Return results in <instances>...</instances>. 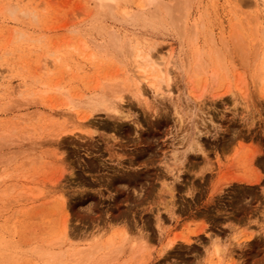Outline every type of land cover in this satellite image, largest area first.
Returning a JSON list of instances; mask_svg holds the SVG:
<instances>
[{
    "label": "rangeland",
    "instance_id": "obj_1",
    "mask_svg": "<svg viewBox=\"0 0 264 264\" xmlns=\"http://www.w3.org/2000/svg\"><path fill=\"white\" fill-rule=\"evenodd\" d=\"M126 1L118 14L126 8L131 13L140 3ZM164 1L175 7L179 2ZM189 1L182 36L167 23H122L95 0H0V264H264V91L253 75L264 53V33L254 32L264 27V6L254 0ZM110 31L123 41L129 38L132 50L161 57L172 82L162 84L164 94L134 71L135 50L123 59L109 49ZM211 36L225 53V63L236 67L225 74L212 58L209 68L219 71L215 81L209 72V77H191L192 40L211 54ZM255 42L260 54L253 66ZM239 43L246 45L244 51ZM239 75L247 76L250 97L247 103L238 99L236 106L228 87L237 85ZM137 77L145 92L142 100L135 96ZM108 81L129 87L114 97L120 104L115 114L93 112L85 104L69 116L65 91H52L48 99L42 89L58 83L68 94L86 99L107 93ZM206 84L210 92L202 96ZM51 111L54 117H48ZM197 130L203 131L204 152L183 155ZM178 164L182 180L165 181L172 169L177 176ZM190 182L195 188L187 193ZM167 203L173 212H163ZM64 221L71 235L67 249L56 244ZM216 236L219 242L212 246L209 238ZM170 240L174 248L164 250ZM45 247L58 256L44 254Z\"/></svg>",
    "mask_w": 264,
    "mask_h": 264
},
{
    "label": "bare ground",
    "instance_id": "obj_2",
    "mask_svg": "<svg viewBox=\"0 0 264 264\" xmlns=\"http://www.w3.org/2000/svg\"><path fill=\"white\" fill-rule=\"evenodd\" d=\"M95 1H97L98 2V4L97 5H99V8L101 9V11H104V12H108V13H110L111 14V16L113 17V18H115V19H117V20H120L122 23H131L132 24V26H133V24H142L143 26L145 25V26H150V27H152V26H154L156 23H159V22H162L163 24L165 23H167V24H170V25H172V27H174V30L176 29L177 31H180V32H178V33H180L181 35H182V33H184L183 31L184 30H181V27H182V24L184 25V23L185 22H183L185 19H186V14H187V10L188 9H186V8H189L188 6H187V2L189 1H187V0H183V1H181V0H177V1H179L180 3H182V4H180L179 2H177L175 5H176V7L175 6H173V5H168L167 6V4H165V2H167V1H164V0H141V1H139V0H137L138 2H140L139 3V5H138V8H137V10H135V9H133L132 11L133 12H129V10H128V8H126L127 10H123V12L122 13H117V10L119 11V7H121L120 5H121V3L123 2H127L126 0H95ZM171 1V0H170ZM173 1H175V0H173ZM195 1H197V0H195ZM96 2V3H97ZM190 2V1H189ZM234 2H235V0H234ZM248 2V1H247ZM122 3V4H123ZM171 3V2H170ZM253 3L256 5V6H264V0H254L253 1ZM173 4V3H172ZM186 4V5H185ZM241 5V4H240ZM127 6V5H126ZM125 6V7H126ZM243 6V5H242ZM246 6V5H245ZM8 7V6H7ZM241 7V6H240ZM15 8V7H14ZM119 8V9H118ZM123 8H124V6H123ZM136 8V7H135ZM257 8V7H256ZM7 9V8H6ZM5 9V10H6ZM8 9H13V8H8ZM17 9V8H16ZM16 9H14V10H12V12L11 11H7V12H11V15L14 13L15 15L17 14L15 11H16ZM135 10V11H134ZM190 11H191V9H189ZM264 10V9H263ZM130 11H131V9H130ZM258 11V10H257ZM25 12V11H24ZM27 12H28V10H27ZM245 12V11H244ZM29 13V12H28ZM189 14V13H188ZM187 14V15H188ZM248 14V13H247ZM15 15H13L14 16V18L16 17ZM245 15V14H244ZM247 16V15H246ZM250 16H253V15H250ZM254 17V16H253ZM246 18V17H245ZM249 18V17H248ZM260 19H261V17H259ZM253 19H255V25L257 26V25H259L260 24V21H258V20H256V18H253ZM116 20V21H117ZM156 20V21H155ZM158 20V21H157ZM252 23L254 22V21H252V18H250L249 19ZM119 22V21H118ZM120 22V23H121ZM161 23V25H163ZM200 23V22H199ZM261 24H262V22H261ZM200 25H201V23H200ZM254 25V26H255ZM264 25V24H263ZM142 26V27H143ZM194 26H197V24H194ZM194 26L192 25V29H194ZM262 26V25H261ZM261 26H258V28H257V30L255 31V29H254V32H257L258 34H263L264 33V27H261ZM135 27H137V26H135ZM165 27V26H164ZM198 27H200V26H198ZM201 27H202V25H201ZM200 27V28H201ZM255 28V27H254ZM101 29V28H100ZM165 29H166V27H165ZM169 29V28H168ZM184 29V28H183ZM173 30V31H174ZM176 30H175V32H176ZM72 31H75V30H72ZM115 31V30H114ZM191 32H195V31H192V30H190ZM189 33V32H188ZM196 33V32H195ZM238 33V32H237ZM236 33V34H237ZM24 33H22V34H20V35H23ZM187 34V33H186ZM194 34V33H193ZM192 34V35H193ZM255 34V33H254ZM258 34H255V36L257 37V35ZM19 35V36H20ZM106 35V34H105ZM178 35V34H177ZM188 35L189 34H187V37H188ZM191 35V34H190ZM190 35H189V37H190ZM196 35V34H195ZM235 35V34H234ZM239 35H240V33H239ZM24 36V35H23ZM23 36H20L21 38L23 37ZM179 36V35H178ZM183 36V35H182ZM181 36V37H182ZM236 36V35H235ZM262 37L264 36V35H261ZM19 37V38H20ZM193 37H194V35H193ZM193 37L191 36V39H193ZM196 37V36H195ZM194 37V38H195ZM234 37V36H233ZM236 37H237V39H236ZM235 37V39H234V41L236 40H238L239 41V37H241V36H236ZM261 37V38H262ZM242 38H243V36H242ZM241 38V39H242ZM260 38V39H261ZM107 39H109L107 42H108V44H107V46L109 47V49H110V47H111V49H113L112 51L115 53V55H116V57L117 56H119L120 58H125L126 59V56L127 55H129L130 54V56H132V54H133V51L135 50V47H134V50H132L131 48H133V47H129V41H130V39L129 38H127L128 40H125V41H123L122 40V36H120L117 32H111L110 31V36H108V38ZM134 39V38H133ZM221 39H222V37H221ZM256 39V38H255ZM82 40V39H81ZM195 40H196V38H195ZM195 40H192V41H194V42H192L189 38H188V41H189V43L192 45V43H194L193 45H194V49H193V52H192V56H191V58H189L190 60H189V63H187L188 64V72H190V74L192 75L191 77H193V76H196V75H200V74H208V72H209V74L211 73V76L214 78V81H215V79H217V77H218V75H219V71L217 70L216 72H215V70H211L210 68H209V66H210V64L212 63V61H213V59L212 58H215V60H216V62H217V64L219 65V67L221 68V70L223 69V70H225L226 72H225V74H228L230 71V67L233 65V64H231V66H229V65H227L226 63H225V53L224 52H222V50H221V47H219L217 44H216V42H215V39L213 38V36H211V38H210V43H211V54H209L208 52H205L204 50H201V49H199V47L197 46V45H195L196 43H195ZM257 40H259V39H257ZM257 40H256V42H257ZM80 41V40H79ZM102 41V40H101ZM104 41V40H103ZM132 41H134V40H132ZM192 43H191V42ZM224 41L226 42V40L224 39ZM233 41V40H232ZM245 41V40H244ZM243 41V39H242V43L244 42ZM262 41H264V39L262 40ZM74 42V41H73ZM81 42H83V41H81ZM220 42H222L224 45L225 44H227V42L225 43V42H223V41H220ZM256 42H255V47H254V50L256 49V46H258L257 44H256ZM259 42V41H258ZM221 43V44H222ZM241 43V42H240ZM240 43H239V45H240ZM245 43V42H244ZM247 43V42H246ZM245 43V44H246ZM98 44V43H97ZM100 44H101V42H100ZM103 44H105V43H103ZM189 44V45H190ZM222 44V45H223ZM234 43H232V45H233ZM238 43L236 42V45H237ZM245 44H243L244 46H246ZM192 45V46H193ZM235 45V44H234ZM239 45L238 46H235L234 48H236V47H239ZM243 45H240V49H242L243 50ZM252 45V44H251ZM82 46H83V44H82ZM84 46H85V44H84ZM87 47H88V45H86ZM99 46V45H98ZM104 46V45H103ZM131 46H132V44H131ZM134 46V45H133ZM228 46V45H227ZM231 46V45H230ZM243 46V47H242ZM102 47V46H101ZM225 47V46H224ZM229 47V46H228ZM258 47H260V46H258ZM257 47V49L255 50L256 52H254V50H253V53H255V55L257 54V56H255L254 54H252L253 56H252V58L254 57L255 58V60L252 62L253 64H251V65H255V63H257L256 61L258 60V56H259V48ZM76 48V50L75 51H77V49H79L77 46L76 47H74L73 49H75ZM83 48V47H82ZM82 48H80V49H82ZM104 48H107L106 47V44H105V47ZM230 48V47H229ZM245 48H248V46L247 47H245ZM264 48V47H263ZM84 49V48H83ZM85 49H86V47H85ZM101 49V48H100ZM99 49V50H100ZM103 49V48H102ZM224 49H226V48H224ZM240 49H235V51H237L238 50V54L240 53V55L242 56V54H244V53H242V52H239V50ZM88 50V49H87ZM108 50V49H107ZM230 50V49H229ZM242 50H240V51H242ZM248 50V49H247ZM81 51V50H80ZM83 51V50H82ZM94 51V50H93ZM111 51V52H112ZM136 52H135V59L136 60H134L133 59V66H134V71L136 72V73H139L138 74V77H140V79L142 80V79H144L145 81H148V82H150L151 83V85H153L152 87H154L155 88V91L157 92V93H162V94H164L165 93V91L163 90V86H162V84H164V85H166V86H168V87H170L172 84V82H171V77H170V75L168 74V70L164 67L165 65H164V63H162V61L160 62V60H159V58L161 59V57H159L158 56V58H154L155 57V55H154V57H153V54L152 53H150V51H149V53H146V54H143V52H142V50H135ZM226 51V50H225ZM232 51V50H231ZM244 51V50H243ZM246 51V50H245ZM87 52V51H86ZM128 52H129V54H128ZM146 52V51H145ZM229 52V51H228ZM248 52V51H247ZM247 52H246V56H243V57H247ZM264 52V51H263ZM79 53V52H78ZM82 53V52H81ZM105 53V52H104ZM110 53V52H109ZM108 53V54H109ZM172 53V52H171ZM259 53V54H258ZM89 54H92V53H89ZM107 54V53H106ZM107 54V55H108ZM236 54V56H237V53H235ZM110 55L112 56V54L110 53ZM172 55V54H171ZM245 55V54H244ZM90 56V55H89ZM94 56V55H93ZM92 56V58H94ZM114 56V55H113ZM231 56V55H230ZM239 56V55H238ZM129 57V56H128ZM46 58V57H45ZM132 58V57H131ZM231 58V57H230ZM241 59H242V57H240ZM248 58V57H247ZM251 58V57H250ZM259 58H262V62L260 63V65L258 66V65H256V67H257V70H256V74H253L254 76H255V78L254 79H256L257 78V85L261 88V90H262V92L264 91V53L262 54V55H260V57ZM91 59V58H90ZM246 58H244V59H242V61L243 60H245ZM52 60V59H51ZM121 60V59H120ZM231 60H232V58H231ZM231 60H229V61H231ZM239 60V59H238ZM253 60V59H252ZM49 61V60H48ZM57 61H58V59H57ZM246 61V60H245ZM247 61H249V59L247 60ZM246 61V62H247ZM259 61V60H258ZM53 62V61H52ZM188 62V61H187ZM231 62H233V61H231ZM231 62H229L228 64H230ZM241 62V61H240ZM50 63V62H49ZM59 63V62H58ZM122 63H124V62H122ZM243 64H246L245 62H242ZM248 63V62H247ZM53 64V63H52ZM183 64V63H182ZM241 64V63H240ZM243 64H242V66H243ZM258 64H259V62H258ZM164 65V66H163ZM217 65V66H218ZM246 65H248V64H246ZM184 66V65H183ZM187 66V65H186ZM233 66H235V65H233ZM232 66V67H233ZM253 66H251V67H253ZM236 67V66H235ZM249 66H246V68H248ZM47 68V67H46ZM183 68V67H182ZM185 68H187V67H185ZM243 68V67H242ZM41 69H42V71L43 70H45V67H41ZM54 69V68H53ZM233 69H231V71H232ZM248 70V69H247ZM234 71V70H233ZM232 71V72H233ZM247 72V71H246ZM51 73V72H50ZM248 73H249V71H248ZM255 73V72H254ZM48 74V73H47ZM52 74V73H51ZM206 74V75H207ZM230 74V73H229ZM256 75H257V77H256ZM43 76V75H42ZM208 76V75H207ZM210 76V75H209ZM208 76V77H209ZM250 76V75H249ZM137 77V78H138ZM238 83H237V85L235 86V87H233L232 85H229V94H230V98H231V100H232V102L234 103H237L238 102V99H239V101L241 102H243V100H246V98H247V100H248V102H249V99H248V97L247 96H249V91H248V89L247 88H249V82H248V78H247V76L246 75H239V78H238ZM37 82V81H36ZM109 82V81H108ZM140 80H139V78L138 79H135V82H134V87H135V96L136 97H139L141 100L143 99V98H141V97H144L145 96V92H144V90H142V85L140 84ZM158 82H161V84H159V85H157L158 84ZM47 83V82H46ZM35 85H36V83H34ZM42 84V83H41ZM61 84V83H60ZM55 85V84H54ZM50 86V85H48V84H44V86L42 87V89L44 88V90H43V93L46 95V98L48 97V99L49 98H52L54 95L53 94H51L52 93V91H62L61 93H63L64 91H65V96L66 97H64V98H66L67 99V102H66V105L65 106H67V109L69 110H67L68 112H69V116H70V111H74V110H80V109H76L77 107L79 108V106L80 105H82L83 107L85 106V104L87 105V109L89 108V110L90 109H92L93 110V112L94 111H100V109H107V110H110V112L112 111V113H118V112H120L119 111V106H120V104L118 105V104H116L117 102H116V98L114 99V97L118 94V93H120V91H124V90H127L128 88H124V89H122V88H120L119 86H120V83H118V82H116V81H112V82H109L108 84L105 82L104 83V85H106L107 87H108V85H109V89H107L108 90V92H107V90H104V91H106L107 93H105V92H102V94L101 93H99V94H95V95H92V96H94V97H91V96H89V98H87L86 97V99H84V97L85 96H83V95H86V94H83V95H81V96H83V99L82 98H79L80 97V95L79 94H75V96L74 95H72V94H68V92H67V89L65 88L64 89V87H62V86H60V85H58V83L55 85V86ZM101 85V84H100ZM100 85H98V89H99V86ZM133 85H132V87H133ZM257 86V87H258ZM126 87V86H125ZM100 88H102V87H100ZM153 88V89H154ZM39 89V88H38ZM94 89V88H93ZM134 89V88H133ZM132 89V90H133ZM41 90V89H40ZM129 90V89H128ZM131 89H130V92H134V91H132ZM168 90V89H167ZM169 90H171V88L169 89ZM42 91V90H41ZM92 91V90H91ZM90 91V92H91ZM94 91V90H93ZM91 92L92 94L94 93V92ZM102 91V90H101ZM205 91V92H204ZM204 93L202 92V96H205L206 95V93H208V92H210V89H209V87H208V85L206 84V86L204 87ZM164 92V93H163ZM54 93V92H53ZM91 93H90V95H91ZM37 94H41V92H39V93H37ZM43 94V95H44ZM50 94L52 95L51 97H50ZM55 94H56V92H55ZM60 94V93H59ZM121 94H122V92H121ZM42 96V95H41ZM61 96H63V95H61ZM77 96V97H76ZM79 96V97H78ZM201 96V95H200ZM199 96V97H200ZM201 96V97H202ZM43 97V96H42ZM199 97H197L198 99H200ZM250 97V96H249ZM44 98V97H43ZM57 98V97H56ZM119 98V100L120 101H122L124 98L122 97V95L121 96H119L118 97ZM138 98V99H139ZM48 99H46V101L48 100ZM146 99V98H145ZM44 100H45V98H44ZM118 100V101H119ZM202 100V99H201ZM247 100H246V103H247ZM64 101H66L65 99H64ZM48 102V101H47ZM52 102H53V100H52ZM142 102V101H141ZM149 103V102H148ZM234 103V104H235ZM243 103H245V102H243ZM249 104V103H248ZM247 104V105H248ZM51 105H53V103H51ZM149 105V104H148ZM236 105V104H235ZM240 105V104H239ZM246 105V106H247ZM54 106H55V104H54ZM54 106H51L52 107V109L54 110ZM82 106H80V108L82 107ZM189 106V105H188ZM191 106V105H190ZM237 106V105H236ZM249 107V106H248ZM85 108V107H84ZM198 108V107H197ZM201 108H202V106H201ZM51 109V110H52ZM40 110V109H39ZM200 110V109H199ZM198 110V111H199ZM77 111V112H78ZM96 111V112H97ZM201 112V111H200ZM204 111H202V113H203ZM48 114V113H47ZM56 113L55 112H53V111H51V113H49L48 114V117H54V115H55ZM57 114H58V112H57ZM94 114V113H93ZM201 114V113H200ZM206 114V113H205ZM67 115V114H66ZM88 115V114H87ZM68 116V117H69ZM202 116V115H201ZM208 116V115H207ZM89 117V116H88ZM80 118V117H79ZM83 118L85 119V116H83ZM210 118V117H209ZM199 119H201V118H199ZM206 119V118H205ZM208 119V118H207ZM206 119V120H207ZM82 120V122H83V119H81ZM201 120H204V119H201ZM87 121V120H86ZM85 121V122H86ZM199 121V120H198ZM208 121H210L211 122V119H209ZM207 121V122H208ZM84 122V123H85ZM71 123H73V122H71ZM76 123V122H75ZM84 123H79V125L81 126L82 124H84ZM204 121H202V125L204 126V124H206V122L204 123ZM212 123V122H211ZM210 123V124H211ZM74 124V123H73ZM73 124H71L72 126H73ZM86 124V123H85ZM84 124V125H85ZM151 124V123H150ZM154 124V123H153ZM158 124V123H157ZM161 124V123H160ZM213 124V123H212ZM79 126V127H80ZM202 126V127H203ZM213 126V125H212ZM84 127H86V126H84ZM152 127V126H151ZM200 127V126H199ZM207 127V126H206ZM205 127V128H206ZM208 127H209V125H208ZM214 127V126H213ZM179 128H181V127H179ZM178 129V128H177ZM201 129V128H200ZM205 130V129H204ZM67 131V130H66ZM65 131V132H66ZM172 131V130H171ZM169 132V131H168ZM201 132H203L202 130H201ZM201 132H199L198 133V130H197V133L195 134V136H193V138H191L190 140H189V142H188V140L186 141V142H188L186 145H187V152H186V154H183V155H185V156H187L188 154H191L190 152H193V151H203L204 150V145H203V141H202V136H201V134H203V133H201ZM62 133V132H61ZM60 136V135H59ZM185 136V135H184ZM184 138V137H183ZM188 139V138H187ZM59 142V141H58ZM185 142V143H186ZM57 144V143H56ZM183 144V143H182ZM223 147H226V146H223ZM228 148V147H227ZM206 149V148H205ZM204 152V151H203ZM199 153V152H198ZM184 156V157H185ZM174 157H176L175 155H174ZM182 157V156H181ZM173 158V157H172ZM186 159V158H185ZM157 160V159H156ZM202 160H204V159H202ZM145 161V160H144ZM154 161V160H153ZM182 161V160H181ZM180 161V162H181ZM197 161V160H196ZM152 162V161H151ZM173 162V161H172ZM179 162V161H178ZM184 163H186V162H184ZM193 163V162H192ZM195 163V162H194ZM203 163V162H202ZM201 163V164H202ZM207 163V162H206ZM181 165H182V162L180 163ZM180 164H178V165H180ZM196 164V163H195ZM176 165V164H175ZM177 165V166H178ZM181 165H180V168H181ZM191 165V164H190ZM177 166H175L176 168H178ZM195 166V165H194ZM203 166V165H202ZM206 166V165H205ZM169 167V166H168ZM175 167H173V168H175ZM182 167H183V165H182ZM201 167V166H200ZM199 167V168H200ZM179 168V169H180ZM186 168V167H185ZM202 168V167H201ZM179 169H176L178 172H179ZM193 169V168H192ZM171 170V169H170ZM173 170V169H172ZM171 170V171H172ZM183 169L181 168V170H180V174L177 172V176H175V174L173 173V172H171L170 171V174H168V175H165V181H167V178H172L173 177V180L175 181V182H177L179 179H180V177H181V171H182ZM202 170V169H201ZM183 172V171H182ZM201 172V171H200ZM165 173V172H164ZM163 173V174H164ZM168 173V172H167ZM157 175H158V173H156ZM162 174V173H161ZM161 177V176H160ZM163 178V177H162ZM173 180H170L171 181V183H172V181ZM180 180H182V179H180ZM191 180V179H190ZM194 180V179H193ZM161 181V180H160ZM163 181V180H162ZM169 181V180H168ZM178 182H180V181H178ZM196 182V181H195ZM161 183V182H160ZM163 183V182H162ZM161 183V184H162ZM167 184H168V182H166ZM165 182H164V185L166 184ZM170 183V182H169ZM160 184V185H161ZM166 184V185H167ZM198 184V183H197ZM171 184H168V186H170ZM173 185V184H172ZM177 185V184H176ZM175 185V186H176ZM178 185H179V183H178ZM58 186V185H57ZM162 187V186H161ZM169 188V187H168ZM171 188V187H170ZM184 188V187H183ZM182 187H181V189H183ZM195 188V185L193 184V182H190L189 184H187L186 186H185V189L184 190H186L187 191V193H189V192H191V191H193V189ZM180 189V188H179ZM180 189V190H181ZM197 189V188H196ZM172 191V190H171ZM195 191V190H194ZM170 194V193H169ZM194 195H195V193H193ZM151 197V196H150ZM174 199V198H173ZM168 200H170V199H168ZM171 203V202H170ZM176 206V205H175ZM173 210H174V207H171V205L169 204V203H167L165 206H164V208H163V212L164 211H169V213L172 211L173 212ZM176 210V209H175ZM175 212V211H174ZM166 213V212H165ZM176 213V212H175ZM128 214V213H127ZM123 215H125V214H123ZM244 216V215H243ZM242 216V217H243ZM250 215H248V217H249ZM247 217V216H246ZM64 218V217H63ZM120 218V217H119ZM124 218V217H123ZM164 218V217H163ZM240 218V217H239ZM115 219V218H114ZM156 219V218H155ZM161 219V211H159L158 212V217H157V220L159 221ZM241 219V218H240ZM244 219H246V218H244ZM118 220V219H117ZM120 220V219H119ZM121 220H122V218H121ZM126 221V220H125ZM241 222H242V220H240ZM239 221V222H240ZM122 222V221H121ZM245 222V221H244ZM64 224H63V226L61 227L62 229V231H60V233H61V236H60V238H59V240H57V245H58V247L59 248H63V249H67V248H70V247H72V245H71V242H70V229H69V227H68V221H64L63 222ZM160 223V222H159ZM246 223V222H245ZM162 224V223H161ZM243 225H244V223H243ZM150 226V225H149ZM158 226V225H157ZM260 226V225H259ZM235 226H232V228L233 229H231L232 231V233H236L235 232V230H236V228H234ZM240 228V227H239ZM141 230V229H140ZM145 231V230H144ZM237 231V230H236ZM141 232V231H140ZM141 234H143V233H141ZM146 234V233H145ZM216 234V233H215ZM214 234V235H215ZM231 234V233H230ZM237 234H238V232H237ZM236 234V235H237ZM125 235V234H124ZM231 235H233V234H231ZM235 235V234H234ZM147 236V235H146ZM230 236V235H229ZM238 236V235H237ZM143 237V236H142ZM148 237V236H147ZM150 238V237H149ZM222 238V237H221ZM226 238H228V237H226ZM230 238V237H229ZM56 239V238H55ZM130 239V238H129ZM210 240H209V243L213 246V245H217V243L219 242V238H217V236L216 237H211V238H209ZM235 239V238H234ZM90 240V239H89ZM92 240H94V239H92ZM125 240V239H124ZM198 240V239H197ZM229 240H232V239H229ZM52 241V240H51ZM55 241V240H54ZM53 241V242H54ZM196 241V240H195ZM199 241V240H198ZM197 241V242H198ZM221 241V240H220ZM88 242V241H87ZM93 242V241H92ZM202 242V241H201ZM222 242V241H221ZM224 242V241H223ZM229 241H227V243H228ZM236 242V241H235ZM94 243V242H93ZM174 242L173 241H169V242H167L166 244H165V246H164V250H167V251H171V250H169V247H171V245L173 244ZM248 244V241H244V242H242V244ZM251 243H252V241H251ZM53 244V243H52ZM51 244V245H52ZM86 244V243H85ZM89 244V243H88ZM120 244V243H119ZM119 244H118V246H119ZM123 244V243H122ZM121 244V245H122ZM209 244V245H210ZM229 244V243H228ZM239 244V243H238ZM245 244H244V246H245ZM47 245V244H46ZM50 245V246H51ZM116 245V244H115ZM120 245V246H121ZM126 245V244H125ZM125 245H123V247L125 246ZM205 245H207V244H205ZM210 245V246H211ZM215 245V246H216ZM256 245V244H255ZM117 246V247H118ZM238 246H240V244L238 245ZM48 247V246H47ZM54 246H52L51 247V249L53 248ZM87 247V246H86ZM91 247H92V244H91ZM172 247H173V245H172ZM202 247H203V245H202ZM202 247H200L201 249H202ZM206 247V246H205ZM204 247V248H205ZM225 247V246H224ZM243 247V246H242ZM50 248V247H49ZM74 248V247H73ZM80 248V247H79ZM90 248V247H89ZM92 248H94V246L92 247ZM112 248H114V247H112ZM174 248V247H173ZM204 248H203V250H204ZM222 248V246H220V249ZM237 248V247H236ZM45 249H46V247H45ZM115 249V248H114ZM219 249V250H220ZM48 249H46V252L44 253V254H46V253H48L49 251H47ZM50 250V249H49ZM79 250H81V249H79ZM78 250V251H79ZM89 250H91V249H89ZM112 250V249H111ZM120 250V249H119ZM119 250H117V251H119ZM122 250H124V249H121V252H122ZM218 250V249H217ZM222 250V249H221ZM224 250V249H223ZM222 250V251H223ZM55 251V250H54ZM94 251V250H93ZM112 251H114L115 252V250H112ZM200 251V250H199ZM206 251V250H205ZM212 251V250H211ZM210 251V252H211ZM221 251V252H222ZM43 252V251H42ZM50 252H52V250L50 251ZM48 253V256L49 257H51L52 256V258H54V256H56L55 254H56V252H53V253ZM85 252V251H84ZM120 252V251H119ZM165 252V251H164ZM196 252V251H195ZM198 252V251H197ZM209 252V251H208ZM214 252H216L215 250H214ZM220 252V253H221ZM238 252V251H237ZM207 253V252H206ZM223 253V252H222ZM51 254V255H50ZM54 254V255H53ZM57 254H59V253H57ZM89 254V253H88ZM230 254V253H229ZM232 254V253H231ZM41 255V254H40ZM39 255V256H40ZM47 255V254H46ZM81 255H83V254H81ZM84 255H85V253H84ZM82 256V258L83 257H85V256ZM175 254H173V256H174ZM41 256H43V253H42V255ZM58 256V255H57ZM56 256V257H57ZM90 256V255H89ZM91 256H93V253H92V255ZM90 256V257H91ZM167 256V255H166ZM170 256V255H169ZM178 256V255H177ZM218 256V255H217ZM229 256H231V255H229ZM47 257V256H46ZM45 257V258H46ZM48 257V258H49ZM179 257V256H178ZM177 257V258H178ZM41 258V257H40ZM44 258V257H43ZM44 258V259H45ZM48 258H46L47 260H51V258L50 259H48ZM164 258H166V257H164ZM181 258V257H180ZM222 258H224V257H222ZM229 258V257H228ZM53 260V259H52ZM182 260H183V258H182ZM221 260H224V259H221ZM55 261V260H54ZM185 261V260H184ZM49 262V261H48ZM187 262H189V261H187Z\"/></svg>",
    "mask_w": 264,
    "mask_h": 264
}]
</instances>
